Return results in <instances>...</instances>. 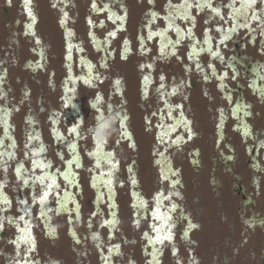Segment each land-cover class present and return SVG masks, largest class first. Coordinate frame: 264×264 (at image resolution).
Returning a JSON list of instances; mask_svg holds the SVG:
<instances>
[{"label": "flooded vegetation", "instance_id": "flooded-vegetation-1", "mask_svg": "<svg viewBox=\"0 0 264 264\" xmlns=\"http://www.w3.org/2000/svg\"><path fill=\"white\" fill-rule=\"evenodd\" d=\"M0 264H264V0H0Z\"/></svg>", "mask_w": 264, "mask_h": 264}]
</instances>
